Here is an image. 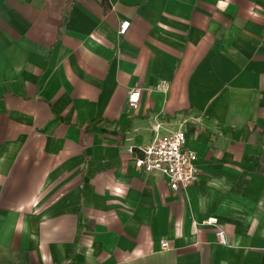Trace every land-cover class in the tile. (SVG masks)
Returning a JSON list of instances; mask_svg holds the SVG:
<instances>
[{
    "label": "crops",
    "instance_id": "0c3cea01",
    "mask_svg": "<svg viewBox=\"0 0 264 264\" xmlns=\"http://www.w3.org/2000/svg\"><path fill=\"white\" fill-rule=\"evenodd\" d=\"M156 122L186 190L135 167ZM138 261L264 264V0H0V264Z\"/></svg>",
    "mask_w": 264,
    "mask_h": 264
},
{
    "label": "built area",
    "instance_id": "2783aa9c",
    "mask_svg": "<svg viewBox=\"0 0 264 264\" xmlns=\"http://www.w3.org/2000/svg\"><path fill=\"white\" fill-rule=\"evenodd\" d=\"M131 23L125 21L121 24L119 34L124 36L129 30ZM170 90V83L160 82L150 92H164ZM142 97L141 89H134L128 97V107L132 110L138 108ZM163 129L162 123L156 122L154 125L155 136L153 142L141 149V156L136 159L135 167L146 174L158 173L164 175L174 192L190 188L200 176L199 156L196 152L188 148L187 134L181 128L168 130L165 134H160ZM205 225L218 226L217 218H208ZM216 238L222 246H228L226 233L219 229ZM162 250L169 249L167 241L161 242Z\"/></svg>",
    "mask_w": 264,
    "mask_h": 264
},
{
    "label": "rangeland",
    "instance_id": "374dc122",
    "mask_svg": "<svg viewBox=\"0 0 264 264\" xmlns=\"http://www.w3.org/2000/svg\"><path fill=\"white\" fill-rule=\"evenodd\" d=\"M133 264H146L145 262H140V261H138L137 263H133ZM147 264H155L154 262H152V263H147ZM161 264H167V262H162Z\"/></svg>",
    "mask_w": 264,
    "mask_h": 264
}]
</instances>
